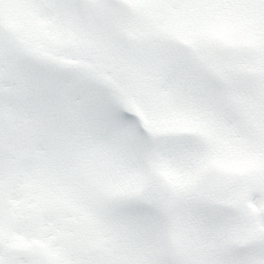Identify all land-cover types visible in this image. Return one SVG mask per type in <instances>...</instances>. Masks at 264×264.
<instances>
[{
  "label": "snow or ice",
  "instance_id": "obj_1",
  "mask_svg": "<svg viewBox=\"0 0 264 264\" xmlns=\"http://www.w3.org/2000/svg\"><path fill=\"white\" fill-rule=\"evenodd\" d=\"M0 264H264V0H0Z\"/></svg>",
  "mask_w": 264,
  "mask_h": 264
}]
</instances>
